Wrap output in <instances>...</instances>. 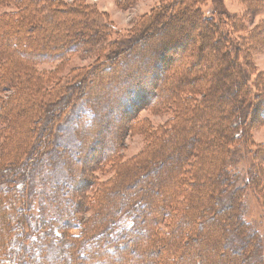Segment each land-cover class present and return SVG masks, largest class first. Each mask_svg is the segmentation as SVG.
<instances>
[{
	"label": "trees",
	"instance_id": "trees-1",
	"mask_svg": "<svg viewBox=\"0 0 264 264\" xmlns=\"http://www.w3.org/2000/svg\"><path fill=\"white\" fill-rule=\"evenodd\" d=\"M25 1L28 5H24L22 1V4L18 5L20 10L16 11L20 12L10 18L13 21L8 30L15 32V36L10 38L8 35L4 39L0 36V44L4 45L3 48L0 46V57L17 59L21 65L19 68H23L26 63L29 65L30 59L34 57L43 61L58 60L63 58V54L75 53L80 47L89 49L100 42L98 27L86 21L89 11L85 7L64 8L65 6H58L54 1L48 4L42 0ZM115 1L125 3L129 0ZM203 1L169 0L147 18V24L143 28L161 21V17L169 18L170 21L177 19L174 15L180 11L177 12L176 8H182L185 10L182 12L197 25L198 38L204 44L206 38L210 41L214 51V63L220 66L218 72L215 67L213 71L209 70L210 61L206 57L196 55L191 60L187 58L181 64L178 63L177 66L170 56L166 66L161 62L155 65L156 73L149 78L152 81L151 92L145 99L144 92L140 96L138 92L136 99L130 102L136 103L139 99L144 102L149 97L147 104L157 109L172 101L176 102L177 98H181L182 103L186 104L193 96L203 93L204 100L195 102L194 108L203 113L206 111L205 105L209 116L219 112L217 119H209V116L202 118V113H198L193 127L190 126V133L182 131L184 127L177 129L176 125L172 130L173 134L177 132V139L169 138L168 141L172 139L170 144L163 138L159 150L152 153L149 162L144 160L142 165H136L131 171H125L121 175L119 171L115 178L119 176L121 185H125L118 188L114 195L117 201L109 206L115 213L108 212L103 215L113 223L103 232L79 233L80 228L74 222H62L59 226H53L52 223L58 216L44 212V207L35 214L31 207L34 197L44 194L42 188L35 187L33 191L37 170L36 167L33 168L32 163L41 161L37 158L39 155L51 153L48 149L51 143L54 144L55 135L50 134V130L56 133L60 122L54 113L50 115V109H43L40 103L37 105L40 107L30 106V115L25 123L14 118L12 123L8 122L2 129L6 136L3 140L5 147L11 145V139L17 130L25 132V135L23 139L16 140L18 146L7 153V159L0 160V264H48L46 258L38 260L41 254H44L36 247L38 239L40 244L50 248L44 250L47 253L51 252L54 239L68 240L64 251L69 255L60 259L58 264H264V243L256 227L246 220L242 213L246 188L254 193L257 203H261L264 209V150L254 151L252 159L255 166L249 164L254 169H246L245 173L242 172L243 175L228 167L232 156L239 152H243L244 156L249 155V148H255L249 131L255 127L253 123L264 124V100L257 101L260 94L257 95V100L252 96L248 85L252 73L243 71L250 64V57H243L242 63L232 56L230 49L233 44L231 45L228 37L219 31L217 23L200 12L199 7ZM213 1L216 5L221 3V0ZM219 13L228 15L223 5L219 8ZM230 23V27L236 28L237 22L232 17ZM62 28L64 30L60 32ZM35 30L36 35L33 37ZM136 38L140 39L139 33L125 38L127 40L117 41L116 50H120L121 56H124V52L135 51ZM9 40L13 41L11 45ZM172 46L177 47L176 43ZM16 48L21 52L16 53ZM218 48L222 50L220 54L223 57H216L215 51H218ZM119 52L115 51L116 55L113 54L110 59L106 58L108 60L105 62L108 64L109 61L114 63L120 60L121 65L125 66L126 61L124 57L119 56ZM133 58L127 57L128 60ZM203 62L207 65L202 66ZM17 64L13 63L7 67V83L14 77L15 70L12 65ZM103 69L104 72H109L111 65L100 66L93 71L98 73L103 72ZM21 72L26 73L24 69ZM140 76L141 74L128 79L127 86L134 82L132 88L130 87L132 93H135L134 90L138 87L135 84ZM23 79L28 80V77L24 76ZM87 79L88 77H84L73 84V94L77 95L79 90L81 93L87 92ZM258 79L259 76L256 77L255 83ZM26 83H18L15 89L25 93L21 94L19 100L24 98L30 104H35L38 101L35 80L30 78L28 81V92L24 90ZM79 83L81 87L77 89ZM63 99L65 98L61 100ZM13 100L15 98L12 99L11 105L8 104L15 109L14 106H19V103L13 104ZM53 100L55 97L51 95L49 106ZM78 101L83 108L74 122L73 129H76L77 133L74 135L73 145L74 150L78 151L76 145L79 144L83 149L77 153H82L89 141L97 138V133H101H91L89 129L95 123L96 114L105 106L99 99L92 100L93 104L84 103L79 99ZM7 108H4L5 111H8ZM17 110L16 108L10 111L14 114ZM117 114L121 116V112L118 111ZM81 130L83 131L80 132ZM38 137H48L50 143L42 146V141L36 145L34 141ZM95 144L90 146L93 154L96 150ZM195 146L197 148L194 150ZM40 150H43V153H40ZM117 151L118 146L104 148L101 161L105 163L114 158ZM200 151L207 154L210 160L209 167L205 169L196 166L198 158L204 159ZM70 157L74 159L68 154L65 165L69 163ZM83 174L81 172L78 177ZM151 179L155 181L152 182ZM66 180L73 181L68 178ZM129 180L131 185H127ZM59 181L58 187L56 184V190L53 191L56 194L55 200L50 202L52 206L60 205L61 200L65 199L62 198L61 192L67 186L59 184ZM70 193L76 194L79 203L85 199L81 197L83 191L79 187H68L67 194ZM99 199L96 197L92 201L98 205ZM228 200L231 201L229 204ZM103 203L101 201L98 206ZM162 221L167 224L166 227ZM104 224L106 225L105 221ZM68 230H78L79 235H68Z\"/></svg>",
	"mask_w": 264,
	"mask_h": 264
},
{
	"label": "rangeland",
	"instance_id": "rangeland-1",
	"mask_svg": "<svg viewBox=\"0 0 264 264\" xmlns=\"http://www.w3.org/2000/svg\"><path fill=\"white\" fill-rule=\"evenodd\" d=\"M22 1L24 5H28L25 0H0V36H3L1 39L8 37V35H10V38L15 36V32L11 29L8 30V28L13 21V19H10L12 15L20 12L16 11L20 10L18 5L22 4ZM42 1L45 4L54 1L58 3V6H65L64 8L68 6L75 8L77 6L85 7L89 11V17L86 18V21L92 26L98 27L101 39L92 48L80 47L75 53L63 54L61 56L63 58L58 60L43 61L39 60V57L31 58L29 65L27 63L26 65L23 64V68H19L21 65L17 59L0 57V160L3 158L7 159V153L14 150L15 146H18L16 140L23 139L25 135V132L14 129L16 132L11 139V145L5 147L3 140L6 136L4 134L5 131H2L5 128L4 125H7L8 122L12 123L14 118L16 121L25 123L30 115L28 112L30 106L40 107L37 106L40 103L43 109L46 107L50 109V115L54 113L60 123H58L56 133L50 130V134L55 135L54 144L51 143L48 149L51 153H44L38 157L36 155L41 161L32 163L33 168L36 167L37 170L34 175L33 191H35V187L38 189L42 188L44 194L42 196H33L31 207L35 214L39 213L44 207V212L58 216L55 218V222L52 223L53 226H59L62 222L64 224L74 222L80 228L79 233L85 231L87 233L92 231L95 233L103 232L108 229L109 224L113 223L109 218L105 219L103 215L108 212L115 213V210L109 206L116 203L115 192L118 191L119 187L125 185V183L121 185L120 177L115 178V176L119 173L121 175L125 171H131L136 165H142L144 160L149 162L152 153L159 150L163 138H166L167 141L169 138L177 139V132L173 134L172 130L176 125L177 129L178 127H184L182 131H189L190 126L193 127L194 122L197 120V114L201 115L202 113V111L194 108L193 104L195 105V102L204 100L203 93L193 96L188 103L185 102L186 104L182 103L181 98H177L176 102L172 101L157 109H153L147 104L149 97H147V101L140 102L139 99L138 102H133L135 104L132 105L133 103L130 101L136 99L138 92L139 96L144 92L143 99L151 92L152 81L149 78L150 75L152 76L156 73L155 65L161 62V64L166 66L169 63L167 61L170 56L173 57V63L181 64L185 59L191 60L198 55L203 58L206 57L210 61L208 63L210 66L209 70L213 71V67H215V71L218 72L220 66L218 63H214V51L209 44L210 41L206 38V43L204 44L198 38L197 25H195L194 21H190L192 18L182 12V8H176L177 12L180 11L176 16L174 15L177 19L170 21L169 18L161 17V21L154 22L148 28H143L147 24L145 23L148 20L147 18L150 15L152 16L158 7H161L169 0H129L125 3L122 1L116 3L115 0ZM221 3L216 5L213 0H204L199 10L204 17L217 23L219 31L228 37L234 47L230 49V52H232L234 58L236 57L237 61L242 62L244 60L243 57H250V64L243 71L245 73L248 70L250 74L252 73L248 84L251 94L256 100L257 95L260 94V98L257 101H262L264 100L262 99L264 98V0H221ZM222 5L228 13L227 16L219 13V8L221 9ZM231 17L237 22L236 28L230 27ZM82 19L84 20V18ZM60 30L62 32L64 28ZM137 33L140 34V39L136 38L135 51L124 52V56H121L120 50H116L117 41L120 40L121 42L125 38L136 36ZM35 35L36 30L32 36L34 37ZM8 42L10 45L13 43L12 40ZM174 43H176L177 47L172 46ZM0 46L4 47L3 44H0ZM115 51L119 52L120 57H124L125 66L124 64L121 65L122 61L120 62V60L114 63L109 61L108 64L105 62L110 59L109 57H113V54L116 55ZM18 52L21 51L16 48V53ZM221 52V49L216 50V57H223L220 54ZM131 56L134 58L128 60L127 57ZM13 63L18 64L17 66L12 65V69L15 70L14 77L11 82L7 83L8 80L5 78L7 67ZM204 64L205 62H203L202 66ZM110 65L111 70L109 72H104V69L103 72L98 73L93 71L100 66ZM22 69L26 71L25 74H22ZM20 74L28 77V80L23 79L24 76ZM140 74L144 78L139 77L140 79L135 84L138 87L134 90L135 93H132L131 85H134V82L132 81V84L127 86L128 79L131 76ZM258 76L260 79L255 83ZM84 77H88L89 87L87 92L81 93V90H79L77 95L73 94V91H71L73 84L81 81ZM30 78L35 80V91L38 93V101L35 104H30L24 98H22L23 101L19 100L21 94L25 93L24 91L20 92L19 89L15 90L18 87V83L27 82L24 85V90L28 92V81ZM17 81L19 82L17 83ZM80 87L79 83L76 88L79 89ZM88 93L91 95H87ZM51 95L55 97V100L51 102L54 105L51 104L49 106ZM124 96L126 99H124ZM158 97L160 98L159 92ZM14 98L13 104L19 103V106H14L18 110L12 114L11 111L16 110V108L12 109L9 104L11 105ZM62 98L65 99L61 100ZM78 99L88 104H93L92 100L99 99L105 106L96 114L95 123L89 129L91 133L95 131L101 133H97V138L89 141V145L84 148L82 153H77L83 149L79 144L76 145L78 151L74 150V135L76 136L77 131L73 129V126L81 108H83V105L79 101L77 102ZM88 104L87 106H89ZM5 107H8V111H5ZM204 108H206V111L202 113L201 117L208 118L209 111L207 106L204 105ZM118 111L121 112V116L117 114ZM218 113L216 111L211 114L209 119H215L219 115ZM253 124H255V127L249 133L255 148H249V155L244 156L243 152H239L232 156L229 161L230 165H228L229 168H232L231 170L238 171L241 175L248 168L249 170L254 169L253 166L249 165H254L255 163L252 159L254 151L264 150V124H259L258 122ZM47 139L48 137H38L34 143L39 145V143L44 141L42 143L43 146L45 143H50ZM93 144H95V154L91 153L93 151L90 146ZM111 146H118L116 156L104 163L100 159L102 152L104 148ZM196 148L195 146L193 149L195 150ZM40 153H43V150H40ZM68 154L72 155L74 159L70 157L69 163L65 165ZM201 154L204 159L198 158L196 166L205 169L209 167L208 162L210 163V160L207 154L200 151ZM97 158H99L98 161L95 160ZM94 162H97V164H94ZM214 164L215 158H213ZM81 172L84 174L79 178L78 174ZM262 172L264 173V165ZM67 178L73 181H68L66 180ZM58 180H60L59 184L67 186V188H81L83 191L81 197L85 199H82L79 203L76 194H67L66 188L61 192L62 198H65L61 200V204L50 205V202L55 200L56 193L53 191L56 190V184V187H58ZM130 181H127V185H131ZM154 181L153 179L152 182ZM96 197L100 198L99 204L101 201L102 203L104 202L102 206H98L99 204L97 205L95 201H92ZM229 202L231 201L228 200V204ZM242 209L244 218L253 223L264 243V209L261 203H257L254 193L247 188L244 190ZM150 214L149 212L148 215ZM163 226L166 227L167 224H163ZM68 233V235H79L78 230L69 231ZM68 243V240L58 241L54 239L51 244V252L47 253L44 250L50 248L42 243L40 244L38 239L36 247H39L44 253L41 254L38 260L46 258L48 264H58L60 259L69 255L68 252L64 251ZM23 263H25L24 259Z\"/></svg>",
	"mask_w": 264,
	"mask_h": 264
},
{
	"label": "bare ground",
	"instance_id": "bare-ground-1",
	"mask_svg": "<svg viewBox=\"0 0 264 264\" xmlns=\"http://www.w3.org/2000/svg\"><path fill=\"white\" fill-rule=\"evenodd\" d=\"M106 91V90H105Z\"/></svg>",
	"mask_w": 264,
	"mask_h": 264
}]
</instances>
